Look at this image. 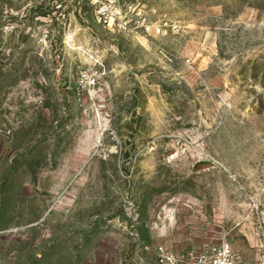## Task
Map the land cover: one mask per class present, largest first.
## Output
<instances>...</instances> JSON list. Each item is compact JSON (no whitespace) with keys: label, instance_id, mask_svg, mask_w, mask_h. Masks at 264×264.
I'll list each match as a JSON object with an SVG mask.
<instances>
[{"label":"rangeland","instance_id":"1","mask_svg":"<svg viewBox=\"0 0 264 264\" xmlns=\"http://www.w3.org/2000/svg\"><path fill=\"white\" fill-rule=\"evenodd\" d=\"M225 242L264 264V0H0V264Z\"/></svg>","mask_w":264,"mask_h":264},{"label":"built area","instance_id":"2","mask_svg":"<svg viewBox=\"0 0 264 264\" xmlns=\"http://www.w3.org/2000/svg\"><path fill=\"white\" fill-rule=\"evenodd\" d=\"M103 11L113 16L120 15L118 10H113L109 6ZM161 31L162 29L159 28V33ZM158 256L160 264H245L228 242L216 245L204 252H190L183 255L161 246L158 248Z\"/></svg>","mask_w":264,"mask_h":264}]
</instances>
